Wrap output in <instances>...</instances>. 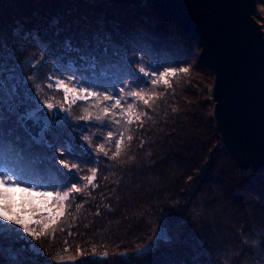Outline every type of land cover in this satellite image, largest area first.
<instances>
[{"label": "trees", "instance_id": "1", "mask_svg": "<svg viewBox=\"0 0 264 264\" xmlns=\"http://www.w3.org/2000/svg\"><path fill=\"white\" fill-rule=\"evenodd\" d=\"M63 1L66 0H52L60 8L56 12L52 6L41 5L37 0H0V32L4 34L10 32V26L7 25H11L17 13L31 8L34 9L33 11L40 8V11H43L48 7L52 11L51 13H60L62 17L71 15L73 19L81 15V18H78L90 26L83 30L85 35L81 33L82 30L79 31L82 35L81 38L89 40L91 43H82V52H79V48L76 49L78 45L74 47L73 44L78 42L80 36L76 33L72 34L74 33L73 28L75 30L76 28L74 25H69L64 27L65 30L58 31L56 40L59 39V41L52 45L53 48L56 47L55 45L61 47L64 44L67 45L66 49L70 47L71 53L76 55L88 51L90 55L93 54L94 65L99 67L104 65L103 62L110 65L116 64L119 67L125 63L122 67H126L125 70H128L129 73L126 76L122 69L119 78H122V75L125 78L131 76L129 88L135 89L147 84L141 77L132 74L135 71L134 66L139 62L130 56L135 49V52L143 54L144 58L152 59L144 63L151 69L168 65L170 60H174L173 65L175 66L181 65L182 62L186 63L193 55L195 56L194 51L198 50L192 38H189L188 34L183 32L177 24L164 21L145 3H129L127 5L110 0H96L101 1L98 2V5L101 6L93 8V12L90 13L91 9H87V7L90 6L91 0H86V6L78 5L77 12L75 11L73 14L68 12V4L65 5ZM70 1L72 2V0ZM103 4H106L107 7L113 6L116 13L106 11V18L109 19L112 16L113 20L123 23L122 39L134 37L132 40L138 44L135 45L137 48H133L134 44L131 42L122 44L121 37L118 38L96 24L99 21L105 22V18L98 17L97 10L100 9L99 7L102 8ZM63 8H67L68 11ZM143 17L152 19V23H157V25L153 26L151 23L147 28ZM66 20H70V18H66ZM44 23H46L44 24L45 29L52 33L50 31L51 28L53 29L51 24L47 26L48 23ZM36 27L38 30H43L41 25L36 24L34 28ZM119 28L121 29V27ZM19 33L20 38L17 39V42L22 46L33 48L34 41L29 37L25 28L19 30ZM150 40L152 41L151 45H142L143 41ZM2 47L3 45L0 46L1 49H3ZM130 49H132L131 52ZM108 50L110 53L118 51V54H113V56L109 54V56L103 57L104 51L108 52ZM51 51L56 53L58 50L54 48ZM41 53V57H37L39 56L38 52L31 55H35L33 61L39 60L35 68L39 70V73L41 72V79H44V69L46 67L49 69V66ZM160 57L164 58L161 60L162 62H160ZM198 61L201 62V59L199 58ZM87 75L95 78L93 74H84L83 76L86 78ZM101 77L104 79L103 82H108L106 73H103ZM119 81L116 79L113 83L117 84ZM148 86L146 85V87ZM158 86L157 83L152 92H158L157 96L149 98L148 104H144L141 100L134 101V110L140 113V119L127 126L125 133L128 136L125 135L124 138L122 135L121 137L119 156L109 155L110 157L105 161L108 163L112 161L113 169H111V165L107 167L106 164H102L94 184L86 188L85 192L79 193V201L76 202L74 199L69 201L65 215L55 230L43 235L45 246H51L50 251L56 255H65L63 257L71 258L79 257L81 255L79 252L84 253L85 247V253L97 255L100 252L108 253L114 248H119L122 251L121 256L126 260L129 256L126 249L131 242L144 240L151 235L153 225L161 223L163 214L170 218L189 212V208L197 204L191 203L194 196L203 192L204 199L199 201L200 204L209 208L210 213H217L219 219L230 218V221L225 219L223 228L218 222L214 223L218 225L216 231L214 224L208 226L202 216L199 217L202 218L199 220L200 222L196 223L197 227L190 222L186 225V222H183L185 219H182L181 226L185 225V228L177 235V242H164V249L157 256L155 254L160 248L157 249L156 245L141 254L144 256L143 259L150 260L152 264H163L162 261H165V264H223L224 262L243 264L245 261L249 264H264V237H262L260 246L253 249L246 243L248 239L238 237L235 241L234 234L236 227L243 228L244 219L248 224L250 220H253L261 228L262 222L264 225V172L249 171L248 175L241 176V169L222 145L220 136L214 127L213 118L211 117L207 129L208 140L202 141L203 139H199L200 131L196 123L191 121L187 124L188 127L183 126L185 122L181 117L186 116L188 112L183 111L186 108L180 104L181 91H184L181 90V86L175 88V93H170ZM197 115L199 116V113ZM105 124L108 122L105 121ZM90 127L96 126L87 125L85 131ZM185 132H187V139L180 140V135ZM211 142L214 143L212 148L209 146ZM0 144L2 145H0V155L3 157L0 164L11 169H13L11 167L13 165L16 168L13 170L19 176L28 174L26 181L45 183L44 178L39 174L42 172L34 170L30 162L18 157V154L8 148L6 143L0 140ZM64 153L66 156L69 155L68 158L73 161L79 162L77 157L81 154L68 151H64ZM4 156L9 158V161ZM180 159L185 160V163H182ZM82 161L84 160L82 159ZM151 161L155 164L154 166L149 164ZM160 161H162V165L166 166L164 169L157 167ZM180 162L182 167L179 165ZM185 168H188V172H186L188 174L181 177ZM248 202L254 207L251 208L252 213H250L251 210L249 213L245 212ZM162 224L164 225V219ZM226 226L228 228L224 230ZM51 234L54 236L49 237ZM171 239L172 235H170ZM115 240L120 243L117 247H113ZM152 252L153 258L150 259ZM107 257L102 258L104 260ZM97 258L91 261H100L101 258ZM123 259L119 264L125 262Z\"/></svg>", "mask_w": 264, "mask_h": 264}, {"label": "rangeland", "instance_id": "2", "mask_svg": "<svg viewBox=\"0 0 264 264\" xmlns=\"http://www.w3.org/2000/svg\"><path fill=\"white\" fill-rule=\"evenodd\" d=\"M37 2L41 3V5L46 4L52 6L56 10V12H58L60 9L59 7H57L58 5L56 6V4L52 2V0H37ZM63 2L65 5L68 4L67 7L69 8V11L67 8L63 9H66L69 13L73 14L75 11L77 12L78 5L86 6V0H72V2L70 0H66ZM98 2L101 1H90L91 4L87 7V9H91L90 13L93 12V8L101 6L98 5ZM105 5L106 4H103L102 8L99 7L100 9H97L99 14L98 17L105 18V22L103 21L101 23V21H99V23L97 22L96 24H99L98 26L120 38L122 33V26L124 24L119 23V21L113 20L112 16L107 19L106 11L113 13L116 12L114 11L115 9L113 8V6L107 7ZM40 9L35 11H33L34 9L32 8L26 11L22 10V13H17L11 25H7L8 27L10 26V32H7L5 34L0 32V42L3 43V49L0 48V80L4 83V88H0V140L6 143L8 145V148L13 149L18 154V157H20L22 160L30 162L34 170H36L37 172H42L39 174L44 178L45 184L63 186L62 188L34 187L33 191H67L68 187H70L72 183H77V186L82 188L81 193H83L85 192L86 188L94 184L97 174L92 185L88 184L87 179L81 181L80 177L91 176V170L93 168H95L96 173H98L102 164H106L107 167H110L111 165V169H113L112 161L111 163L105 161L108 160V158L110 157L109 155H114L117 152L116 140H121L122 135L124 136V138L125 135L128 136L125 133L127 126L130 124L128 123L129 116L127 113V104L132 103L133 105L131 110L132 115L130 117L131 122L136 121V116H139L140 113L134 110L133 103L136 99L127 96L131 76L125 78L122 75V78H119L120 70L123 69V72H125L126 76L129 73L128 70H125L127 69L126 67H122L125 63H122L120 67L116 66V64L110 65L109 63L106 64L105 62H103L104 65H102L101 67L95 66V61L92 59L93 54L90 55L88 51H83V53H79L76 55L75 53H71L70 47L66 49L65 46L67 45L64 44L61 47L55 45L56 47L54 48L58 50L56 51V53L54 51H51L52 49H54L52 45H54L56 42L58 43L59 41V39L56 40V34L58 33V31H63V29L65 30L64 27L74 25L76 30L73 28L74 33H71L79 34L80 39H78V42L74 43L73 45L74 47L78 45L76 49L79 48V52H82V43H89L90 41H86V39L81 38V33L85 35V33H83V30L85 28H88L89 26L88 23H83V21L79 19L81 18V15L78 16L79 18L75 16L76 18L73 19L71 15H69V17H62L60 13H51L52 11H50L48 7L46 10L43 9V11H40ZM66 18H70V20H66ZM143 18L145 19V26L149 28V24H151L153 20L147 17ZM254 18L260 24L261 30L264 34V0H255ZM44 22L48 23L47 26L51 24L53 29L51 28L50 31H52V33L48 32L47 29H45L44 24L46 23ZM36 24L41 25L43 27V30H38L37 27L34 28ZM152 25L156 26L157 23H152ZM22 27L25 28V31L28 33L29 37L33 39V48L25 45L22 46L21 43L17 42V39L20 38V36L18 35L20 34L19 30H23ZM119 27H121V29ZM142 31L143 30H141V32ZM188 37L191 38L189 35ZM132 38L124 37V40L121 37L122 44L123 42L124 44L131 42L134 44L133 48H137L135 47V45L137 46L138 44H135L136 42L132 40ZM164 41L166 42V39H164ZM143 42L144 44L142 45L152 44L151 40L148 41L149 43L147 41ZM1 43L0 46H2ZM175 45L179 46L178 44ZM195 45L198 47V50H200L199 46L197 44ZM139 47L141 48V45H139ZM131 50L132 49H130V52ZM198 50L194 51L195 56L193 55V57H191L186 63L182 62L181 65L175 66L173 65L174 60H170L171 62H169L168 65H163L157 69H151L145 66L144 63L149 62V59H152L150 57L144 58L143 54L135 52V49V51L131 52L130 56L137 59L139 62L134 66L135 71L132 74L137 77H141L147 84H142L143 86L138 87V89L132 87L130 88L133 92H142L144 98L149 100V98L157 96L156 93L158 92L152 93L157 83L159 84L158 87H161V89L169 91L170 93H175V88L181 86V90L184 91H181V103L180 101L179 103L186 108L183 111L188 112L186 116L183 115V117H181L183 119V122L186 123H184L183 126L186 125V127H188L187 124H189V122L191 121L196 123V126L200 131L199 139H203L202 141H204L208 140L209 133L207 129L209 127L211 117L213 118V124L215 127L213 117L214 101L212 99L211 92L213 84V73L202 60L201 62L198 61ZM37 52L39 53V56L37 57H41L40 53L42 52L41 55L46 58L44 60H47L46 62L49 66V69H47V67L44 69V79H41V72L39 73V70L35 68L37 67L39 60H32L35 55L33 56L31 54H36ZM109 54L110 56H113V54L117 55L118 51H114L112 53H110L109 50L108 52L104 51L103 57L109 56ZM159 59L160 62H162L161 60L164 58L160 57ZM46 62H44L45 65ZM141 67L145 68V71L147 72L155 73V76L152 77L153 79L157 80V83L155 85L151 84L149 77L144 76V74L139 71ZM94 68L96 69L94 70ZM183 68H187L188 70L186 72L181 71V69ZM168 69H175L176 71L174 73L169 72L167 76L161 77L160 73L165 72ZM103 73L107 74L108 82H103L104 79H102L101 77ZM84 74H93L95 75V78L88 75L85 78L83 76ZM73 79L75 81L74 83L72 82ZM116 79H119L120 81L117 84H114L113 82ZM164 79H167V84L163 82ZM60 80H64V83L68 86V88L74 89V91L67 93V99H65L63 87H57ZM98 84L101 85L99 86ZM105 84L107 85L105 86ZM146 85L149 86L146 87ZM81 87L87 88L89 92H95L97 95L88 96L86 92L81 91ZM121 89H124V91L121 92ZM109 94L122 100L121 107L125 109V114L123 116H121L120 114L121 109L118 108L114 110L109 116V120H111L112 123H109L107 121L108 124H105V122L101 123L95 119L88 122L81 119V117L85 116L88 113H91L93 117L97 115H103V107L105 106V104L113 103V101L105 102L103 100V95ZM182 94H185L186 96H183ZM80 97H87V99H81ZM47 103H52L54 105L53 108L59 106L62 109L64 117L62 120L48 122L41 134V140L37 141L26 131L25 127L20 121V116H32L35 111H37L41 107L46 106ZM10 104H13L12 110L9 109ZM198 113L199 116L197 115ZM201 115L203 116V118H201ZM115 120H119L120 123H115ZM87 125L96 127H90L85 131ZM106 130L108 132H113L112 139L107 138L108 132ZM180 137V140H186L187 132L181 134ZM101 145L104 146V150L107 153V156H105L103 153L97 155L98 149ZM222 145L224 146L223 142ZM209 146L212 148L214 146V143H209ZM64 151H68L70 153L76 152L78 154H81L77 157V160L79 162L73 161V159L68 158L69 155L66 156ZM120 153L121 152L119 151V154ZM119 154L117 156H119ZM5 157L6 156H4V158ZM2 158L3 157L0 155V160H2ZM61 159L66 160V162L70 165L77 164L83 170L79 173L78 176L75 175V170H73L72 173H69V170L67 168H64L63 165L59 163ZM82 159L84 161H82ZM209 159L210 157L208 158V160ZM7 160L9 161V158H7ZM180 161L182 163H185V160L180 159ZM181 162L179 165H181L182 167L183 165L181 164ZM161 163L162 161L158 162L159 165L157 167L164 169L166 166L162 165ZM149 164L151 166L155 165L153 161L149 162ZM11 167L13 169H16L13 165ZM13 169L4 166V164H0V172L9 170L17 174V172ZM184 170L185 172L181 174V177H184L186 174H188L186 173L188 172V168H185ZM241 171L243 173H241L242 176L248 175L249 171L252 170L241 169ZM21 176L24 180H26L28 174H21ZM21 186L28 187L27 184ZM194 197L195 198L192 199L191 203L197 204L196 206L195 204L192 205L191 208H189V212H187L186 214H181V216L176 215L170 218L163 214L160 220L161 223H155L153 225L154 227L151 230V235L147 236L144 240L131 242L129 247H127L126 249L128 250L129 256H127L125 260L121 256L122 251L119 248H114L112 249V251H108V253H104L105 251L103 253L100 252V255H97L92 253H85V247L84 253H82L81 251L79 252L82 256L80 255L77 258H71L63 257L65 255H56V253L50 251L51 246H45L46 244L43 240V235L48 234L47 232L55 230L59 221L64 217L70 200L74 199V201L76 202L79 201V193H75L73 194L72 199L63 202V215H58L57 213L61 209H58V207H52V204L49 205V207L52 208L51 217H49L48 212L43 210H37L35 213H33L31 210H28V214L31 215V219L33 221L29 225V227L33 232L40 233L39 236H33L29 232L24 231V229L20 225H16L10 221H3L2 219H0V264H52L56 261H61L64 259H72L74 262L73 264H119L121 259L125 261L123 264H152L150 260L143 259L144 256L141 255L142 253L135 255L134 252L138 248H142L148 243L154 241L155 236L160 231V228L162 226L165 227L169 238L170 235H172V239H157V249H160L155 254V256H157V254L159 255L164 249V242H177V235H179V233L182 232L183 228H185V225L183 227L181 226L182 219H185V221L183 222H186V225L190 222L194 224L195 227H197L196 223L200 222L199 220H201L202 218L203 220L205 219V222L208 224V226H211V224L218 222V224L221 225L222 228L224 227L225 219L227 221H230V218L219 219L216 215L217 213H210L211 211H209V208H205L203 207V204H200L199 201L204 199L203 192L196 194ZM52 203L54 204L55 201H53ZM252 207V204H249L248 202V205L245 207V212L249 213ZM252 212L253 211L251 210L250 213ZM201 216L202 218H199ZM53 219L55 220V223H53ZM163 219L165 226L162 224ZM244 220L243 228H238L239 226L236 227V230L234 232L235 241L238 237L249 240L257 236L261 241L262 237H264L263 222L261 223V228L253 220H250L249 224L246 222V220L244 222ZM36 221H39V223H36ZM45 224L48 225L47 228H44ZM240 225L242 226L241 223ZM214 226L216 227L214 230L217 231L218 225L214 224ZM227 228L228 226H226L224 230H226ZM52 236L54 235L51 234L49 237ZM118 244L120 243L115 240L113 247H117ZM10 252L15 253V258H11L10 256H8V253ZM102 255H105L103 257H107L108 255L109 256L103 260V258L100 257ZM96 256L101 258L99 259L100 261H91L94 258L98 259ZM248 256L250 257V255ZM152 258L153 252L150 256V259ZM162 263L165 264V261H162ZM226 263L228 264V262H224L223 264ZM243 264L249 263L245 261Z\"/></svg>", "mask_w": 264, "mask_h": 264}, {"label": "water", "instance_id": "3", "mask_svg": "<svg viewBox=\"0 0 264 264\" xmlns=\"http://www.w3.org/2000/svg\"><path fill=\"white\" fill-rule=\"evenodd\" d=\"M110 1L145 3L193 39L200 48L199 58L213 73V117L225 148L241 169L264 172V34L254 18L255 0ZM0 88H4L1 80ZM63 117L59 107H42L32 116H20V121L39 140L48 122ZM159 238L170 239L163 226L154 241L134 254L154 248ZM8 256L15 258V253ZM73 263L64 259L52 264Z\"/></svg>", "mask_w": 264, "mask_h": 264}, {"label": "snow or ice", "instance_id": "4", "mask_svg": "<svg viewBox=\"0 0 264 264\" xmlns=\"http://www.w3.org/2000/svg\"><path fill=\"white\" fill-rule=\"evenodd\" d=\"M187 68L181 69V71H187ZM141 73L144 74V76L149 77V80L151 84L155 85L157 83L156 79H153L152 77L155 76L154 72H147L145 71V68L141 67L139 69ZM175 69H168L165 72H161L160 76L165 77L169 74V72L174 73ZM74 83V79L72 80ZM163 82L165 84L168 83L167 79H164ZM63 87L64 93H65V99H67V93L74 91V89L68 88V86L64 83V80H60L57 87ZM81 91L86 92L88 96H95L97 95L95 92H89L87 88L81 87ZM124 89H121V92H123ZM127 96L133 97L136 100H143L144 104H148V100L144 98V95L142 92L137 91L133 92L131 88L128 89ZM81 99H87V97H80ZM126 99V98H125ZM103 100L105 102L113 101L111 104H105L103 107V115H97L95 117L92 116L91 113L86 114L85 116L81 117V119L85 121H92L93 119L104 123L105 121H108L109 123H112L111 120H109L110 114L120 108L121 109V116L125 114V109H123L122 106V100L120 98H116L112 95H103ZM47 109L51 110L53 109L54 105L52 103L46 104ZM132 103L127 104V113L129 116L128 123H131V115H132ZM136 119L139 120L140 117L136 116ZM115 123L119 124V120H115ZM108 139L113 138V132H108ZM87 139V138H86ZM121 147V140H116V148L117 152L115 155L119 154V149ZM100 153H103L105 156H107V153L104 150V146L101 145L98 149L97 155ZM61 165H63L64 168H67L69 170V173H72L73 170H75V175H79V173L83 170L81 169L77 164H69L66 162V160L61 159L59 161ZM92 175L88 177H80V180L87 179L88 184L92 185L93 181L96 177V169L93 168ZM27 184L28 187H22L21 185ZM45 188V187H56V188H62V185H48L45 183H37L36 181H26L22 177L18 176L15 172L4 170L0 172V219L3 221H10L16 225H20L24 231L29 232L33 236H39L40 233L33 232L32 229L29 227V225L33 222L31 219V215L28 214V210H31L33 213H35L37 210H43L48 212L49 217L52 216V208L49 207L50 204H52V207H58V209H61L58 211V215H63V202L66 200H70L73 198V194L75 193H81L82 188L77 186V183H72L70 187H68L67 191H46V192H35L33 191V188ZM55 201L53 204L52 202ZM36 223H39V221H36ZM53 223H55V220L53 219ZM48 225L45 224L44 228H47Z\"/></svg>", "mask_w": 264, "mask_h": 264}, {"label": "clouds", "instance_id": "5", "mask_svg": "<svg viewBox=\"0 0 264 264\" xmlns=\"http://www.w3.org/2000/svg\"><path fill=\"white\" fill-rule=\"evenodd\" d=\"M246 243H248L251 248L255 249L260 246L261 241L259 237L257 236V237L247 240Z\"/></svg>", "mask_w": 264, "mask_h": 264}]
</instances>
